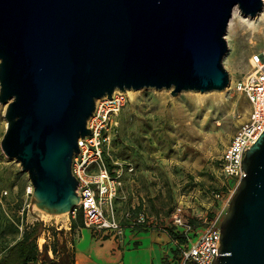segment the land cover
I'll use <instances>...</instances> for the list:
<instances>
[{"label":"water","instance_id":"water-1","mask_svg":"<svg viewBox=\"0 0 264 264\" xmlns=\"http://www.w3.org/2000/svg\"><path fill=\"white\" fill-rule=\"evenodd\" d=\"M263 0H0V148L27 173L33 206L71 212V162L95 100L115 89H224L232 9ZM219 224L213 264H264V128Z\"/></svg>","mask_w":264,"mask_h":264},{"label":"rangeland","instance_id":"rangeland-1","mask_svg":"<svg viewBox=\"0 0 264 264\" xmlns=\"http://www.w3.org/2000/svg\"><path fill=\"white\" fill-rule=\"evenodd\" d=\"M235 8L224 33L227 50L222 64L229 76L224 89L182 90L172 95L169 88L143 87L131 99L127 94L117 132L105 150L111 167L116 159L130 161L134 167L132 173L123 174L128 198L116 200L118 211L139 201L148 214L160 218L157 222L161 224L171 223V212L178 205L185 217L220 211L224 215L231 182L220 173L219 158L249 109L234 83L249 70V55L264 48V13L255 18ZM4 108L0 103V140L6 127ZM29 185L19 162L6 157L0 148V206L7 215L21 219L20 229L35 220L49 227L38 235L42 243L36 241L40 259L53 257L52 229L58 230L57 247L63 241L70 249L78 231H70L72 214L48 213L33 206ZM124 231L128 235L132 230L128 227ZM195 232L187 230L190 240ZM180 247L174 242L168 257L173 255L177 261ZM76 256L75 264H80ZM166 261L164 264H169Z\"/></svg>","mask_w":264,"mask_h":264},{"label":"built area","instance_id":"built-area-1","mask_svg":"<svg viewBox=\"0 0 264 264\" xmlns=\"http://www.w3.org/2000/svg\"><path fill=\"white\" fill-rule=\"evenodd\" d=\"M249 66V70L234 83L235 89L244 95L249 104L247 116L237 126L219 158L220 173L231 182L226 203L245 175L241 162L246 149L264 128V48L249 55ZM126 101L127 93L119 89H115L109 98L103 96L95 100L94 110L86 123L90 132L77 139L79 151L71 162V172L78 181L76 193L79 202L70 213L74 216L76 210L81 209L85 227L101 235H114L117 240L122 238L128 227L167 229V226L157 222L159 217L154 218L144 207L133 212L136 204L120 211L116 206L117 199L128 198L123 174L126 171L132 173L134 167L130 161L118 159L112 161L111 167L105 158V150L117 132L119 115ZM31 191L28 190L29 193ZM180 211L181 207L177 206L171 212L170 222L183 226L187 234V230L193 231V228L187 223L188 217ZM194 217L200 229L196 231L198 234L195 232L194 239L188 238L181 245L178 264H213L218 256L222 211L200 213Z\"/></svg>","mask_w":264,"mask_h":264},{"label":"crops","instance_id":"crops-1","mask_svg":"<svg viewBox=\"0 0 264 264\" xmlns=\"http://www.w3.org/2000/svg\"><path fill=\"white\" fill-rule=\"evenodd\" d=\"M124 186H126L124 182ZM126 188V187H125ZM126 190V189H125ZM129 194V193H128ZM139 201L132 203L138 204ZM143 204V203H142ZM144 207V204H143ZM179 207V205H178ZM184 216V215H183ZM185 217V216H184ZM191 217V216H190ZM187 218V217H186ZM189 218V217H188ZM161 225L173 224L162 221ZM177 230H183L175 225ZM128 235L123 232L117 240L114 235L94 233L89 227H81L74 239L77 263L80 264H164L174 241L167 229L130 228ZM194 230V229H193ZM196 229L195 231H197ZM94 236L102 238L94 239ZM130 245V246H129Z\"/></svg>","mask_w":264,"mask_h":264},{"label":"trees","instance_id":"trees-1","mask_svg":"<svg viewBox=\"0 0 264 264\" xmlns=\"http://www.w3.org/2000/svg\"><path fill=\"white\" fill-rule=\"evenodd\" d=\"M142 207L143 204L139 202L132 211L136 212L142 209ZM20 222L21 219L13 217V215H7L5 210L0 206V264H75L74 244L72 243L69 249L62 241L59 247H57L56 244L59 242V239L57 237L58 230L55 229H52L53 244L51 251L53 257L47 255L46 258L40 259L41 251L38 249L36 243L37 237L40 232L49 227L45 226L41 220H35L20 229L18 226ZM187 223L194 230L200 225L194 216L187 218ZM81 227H84L83 213L78 208L75 215L70 219V231L71 233L76 232ZM138 228L146 229V227ZM167 232L177 244L184 245L189 238L184 230H177L175 225L167 227ZM47 247L45 245V249H48ZM166 260H168L169 264H178L179 257L177 261H174L172 255L171 258L167 257Z\"/></svg>","mask_w":264,"mask_h":264},{"label":"bare ground","instance_id":"bare-ground-1","mask_svg":"<svg viewBox=\"0 0 264 264\" xmlns=\"http://www.w3.org/2000/svg\"><path fill=\"white\" fill-rule=\"evenodd\" d=\"M235 11H236V8H235V6H234L233 9H232L233 14L235 13ZM262 13H264V0H263V7H262V9H261V10H260V11H259L254 17L257 18L258 15H259V14H262ZM254 17H253V18H254ZM139 91H140V89H139ZM139 91H138V90H134V89H126V90H125V92L129 95L130 99L133 98L134 95H135L137 92H139ZM28 190H32V186H31V184L28 186ZM42 241H43L42 237L39 236V237L37 238V242H38V244H41Z\"/></svg>","mask_w":264,"mask_h":264}]
</instances>
